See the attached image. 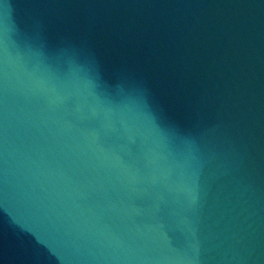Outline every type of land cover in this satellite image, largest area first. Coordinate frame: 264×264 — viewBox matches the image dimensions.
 Masks as SVG:
<instances>
[{
	"label": "water",
	"instance_id": "obj_1",
	"mask_svg": "<svg viewBox=\"0 0 264 264\" xmlns=\"http://www.w3.org/2000/svg\"><path fill=\"white\" fill-rule=\"evenodd\" d=\"M0 264H264V0H0Z\"/></svg>",
	"mask_w": 264,
	"mask_h": 264
}]
</instances>
